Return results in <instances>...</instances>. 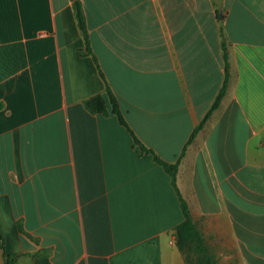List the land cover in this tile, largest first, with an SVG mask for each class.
I'll return each mask as SVG.
<instances>
[{"label": "crops", "instance_id": "obj_1", "mask_svg": "<svg viewBox=\"0 0 264 264\" xmlns=\"http://www.w3.org/2000/svg\"><path fill=\"white\" fill-rule=\"evenodd\" d=\"M79 1L89 44L75 0H0L10 264L41 249L52 264H188L172 177L113 112L108 85L141 142L178 162L218 264H264V0ZM96 94L108 113L86 107Z\"/></svg>", "mask_w": 264, "mask_h": 264}, {"label": "trees", "instance_id": "obj_2", "mask_svg": "<svg viewBox=\"0 0 264 264\" xmlns=\"http://www.w3.org/2000/svg\"><path fill=\"white\" fill-rule=\"evenodd\" d=\"M75 6L77 10L78 19L80 22V25L85 33L86 39L89 44V36H88V29L82 9L81 2L79 0H75ZM228 78L229 74L226 77V80L220 89L218 95L216 96L215 101L213 102L210 110L200 123V126L203 124V122L209 117L210 113L219 105L222 97L225 95L227 84H228ZM108 97L112 105V110L114 113L118 115V118L121 123L125 124L131 133L133 134L135 141L138 143H141L143 149L147 150L148 152H152L154 154V158L157 162L162 164L164 168L170 173L172 177V183L176 190L178 191V194L180 196L182 209L184 212V220L179 223L176 226V244L178 248L182 251V253L185 255L186 260L188 264H216L215 258L210 253L208 246L205 241V237L202 233V231L199 229V227L196 225L188 202L181 194L178 184H177V174H178V162H169L162 157H160L157 153H155L152 149L148 148L146 145H144L141 140L138 138V136L135 134L134 130L130 127L126 117L124 116L118 98L115 95L113 89L108 85L107 88ZM86 107L90 109L92 112H102V113H108V107H107V101L103 94H96L90 98H88L85 101ZM196 132H194L190 138L189 141L192 140ZM0 245L2 249L4 250V263L3 264H10L11 256L7 253L5 248V242L4 238L0 232ZM193 251L197 259H192L190 251ZM35 264H52L49 254L45 249L38 250L35 254Z\"/></svg>", "mask_w": 264, "mask_h": 264}, {"label": "rangeland", "instance_id": "obj_3", "mask_svg": "<svg viewBox=\"0 0 264 264\" xmlns=\"http://www.w3.org/2000/svg\"><path fill=\"white\" fill-rule=\"evenodd\" d=\"M210 253H211L212 256L215 258V260H216V264H218V259L216 258V254H214V253L211 252V251H210ZM190 254H191V258H192V259H195V260L197 259L196 254H195L192 250L190 251Z\"/></svg>", "mask_w": 264, "mask_h": 264}]
</instances>
